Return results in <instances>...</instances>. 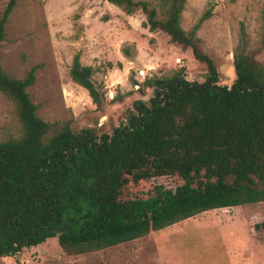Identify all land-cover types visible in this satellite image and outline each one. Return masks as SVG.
Listing matches in <instances>:
<instances>
[{"label":"trees","instance_id":"obj_1","mask_svg":"<svg viewBox=\"0 0 264 264\" xmlns=\"http://www.w3.org/2000/svg\"><path fill=\"white\" fill-rule=\"evenodd\" d=\"M18 0L0 15V46ZM144 26L164 32L206 68L203 81H188L183 68L152 75L133 87L145 94L111 133L73 132L52 126L37 114L27 89L39 65L23 78L5 72L0 57V93L16 110L21 134L0 141V258L50 238L68 256L101 251L161 231L201 213L264 204V65L246 51L233 55L235 79L220 84L218 69L196 36L211 6L186 31V0H106ZM77 53L70 79L84 88L96 110L106 102ZM162 177H177L175 189L154 186L144 197L122 199L123 190ZM67 230L56 236L53 230Z\"/></svg>","mask_w":264,"mask_h":264},{"label":"rangeland","instance_id":"obj_2","mask_svg":"<svg viewBox=\"0 0 264 264\" xmlns=\"http://www.w3.org/2000/svg\"><path fill=\"white\" fill-rule=\"evenodd\" d=\"M8 1L0 0V15ZM211 6V16L196 36L214 61L220 84L230 86L240 43L245 41L246 51L264 65V0H186L183 29L191 30ZM145 22L141 10L127 15L106 0H18L0 46L2 67L21 79L32 66H40L27 92L52 134L64 123L75 133H111L135 100L151 96V90L137 91L132 80L141 83L181 68L190 82L206 76L205 66L189 50L160 30L151 32ZM77 53L103 87L101 111L69 77ZM20 134L15 106L0 93V141ZM180 184L177 177L131 183L122 199L144 197L156 185L175 189ZM0 264H264V204L201 213L143 238L76 256L63 253L57 238H50L15 257L0 258Z\"/></svg>","mask_w":264,"mask_h":264},{"label":"water","instance_id":"obj_3","mask_svg":"<svg viewBox=\"0 0 264 264\" xmlns=\"http://www.w3.org/2000/svg\"><path fill=\"white\" fill-rule=\"evenodd\" d=\"M64 233H67L66 229L65 230H57V229L53 230V234H55L56 236L62 235Z\"/></svg>","mask_w":264,"mask_h":264}]
</instances>
